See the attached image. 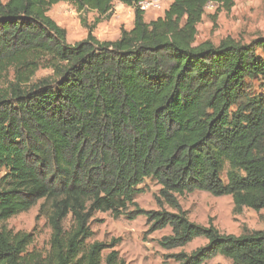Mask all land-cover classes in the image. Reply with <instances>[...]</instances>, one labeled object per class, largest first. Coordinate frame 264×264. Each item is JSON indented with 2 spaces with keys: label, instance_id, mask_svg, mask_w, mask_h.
I'll use <instances>...</instances> for the list:
<instances>
[{
  "label": "trees",
  "instance_id": "obj_1",
  "mask_svg": "<svg viewBox=\"0 0 264 264\" xmlns=\"http://www.w3.org/2000/svg\"><path fill=\"white\" fill-rule=\"evenodd\" d=\"M116 1L133 9V26L98 40ZM142 1H0V264H125L119 239L87 244L96 212L143 216L149 234L170 228L157 240L164 251L206 240L165 256L177 264H264V230L221 234L191 222L178 202L201 191L230 196L235 214L264 209V99L246 93L247 81L264 79V37L196 44L206 5L229 13L234 0H170L148 23ZM59 3L96 14L80 18L85 39L67 42L48 14ZM40 70L49 74L35 79ZM146 178L160 185L157 210L134 201ZM38 202L46 255L28 252L32 234L3 227Z\"/></svg>",
  "mask_w": 264,
  "mask_h": 264
},
{
  "label": "rangeland",
  "instance_id": "obj_2",
  "mask_svg": "<svg viewBox=\"0 0 264 264\" xmlns=\"http://www.w3.org/2000/svg\"><path fill=\"white\" fill-rule=\"evenodd\" d=\"M5 2L6 0H0ZM114 2L110 17L102 19L96 26L93 34L101 41H114L120 35V29H130L133 23V9L119 5ZM217 7H208L205 10L202 21L197 26L196 44L208 40L217 45L220 40L230 37L235 41L247 44L256 38L264 37V0H234V6L229 13H216ZM167 5L160 10H148L144 12L145 21H152L162 17ZM49 16L57 25L66 30L67 42L74 44L86 37V30L81 25L80 18H85L87 23H92L96 18L93 12L79 15L76 10L67 3H59L49 11ZM215 17V21L212 18ZM264 62V53L258 51ZM47 70H40L35 79L47 76ZM246 93L249 98L264 99V79L259 77L246 82ZM235 107L231 109L233 112ZM227 165L221 175L226 182L225 172ZM5 172L2 171L0 176ZM134 201L139 208L145 211L157 210L155 196L158 195L160 185L146 178L137 187ZM181 208L187 212L188 219L196 224L207 226L211 224L221 234L239 236L244 230H264V209L259 212L243 208L238 214L233 211L230 196L213 197L209 193L195 191L178 197ZM38 202L26 212L18 214L3 223V227L13 233L24 232L33 235L32 245L28 252L35 251L46 255L49 250L50 228L44 217L39 215ZM165 209L170 211L168 207ZM92 237L87 241L109 243L112 239H119L116 250L125 264H177L172 259H166V255L184 252L189 254L196 248L206 244L204 238H196L184 248L164 251L159 248L157 240L171 233L170 228L147 233L148 226L143 216L136 217L133 221L125 217L114 219L109 212H96L90 222ZM108 251L103 252V257ZM204 264H231L221 256H215Z\"/></svg>",
  "mask_w": 264,
  "mask_h": 264
},
{
  "label": "built area",
  "instance_id": "obj_3",
  "mask_svg": "<svg viewBox=\"0 0 264 264\" xmlns=\"http://www.w3.org/2000/svg\"><path fill=\"white\" fill-rule=\"evenodd\" d=\"M169 4H170V0H144V1L137 4V8L142 12H146L150 9L160 10L163 6H166V5L168 8ZM209 6L210 7H212V6L216 7L215 5L209 3L206 5L205 10Z\"/></svg>",
  "mask_w": 264,
  "mask_h": 264
},
{
  "label": "crops",
  "instance_id": "obj_4",
  "mask_svg": "<svg viewBox=\"0 0 264 264\" xmlns=\"http://www.w3.org/2000/svg\"><path fill=\"white\" fill-rule=\"evenodd\" d=\"M117 3H119V2H117ZM119 5H121L120 3H119ZM133 20H134V13H133ZM144 21H145V16H144ZM146 22V21H145ZM148 22H150V21H148ZM148 22H146V23H148ZM132 26H133V23H132ZM132 28V27H131ZM130 28V29H131ZM130 29H128V30H130ZM127 30V29H126Z\"/></svg>",
  "mask_w": 264,
  "mask_h": 264
}]
</instances>
